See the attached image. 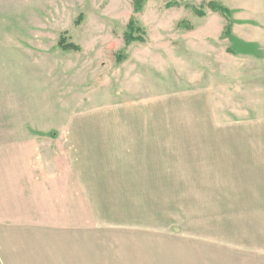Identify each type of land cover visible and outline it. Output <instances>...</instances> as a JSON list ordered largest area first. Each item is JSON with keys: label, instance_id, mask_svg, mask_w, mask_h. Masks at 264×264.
<instances>
[{"label": "rangeland", "instance_id": "374dc122", "mask_svg": "<svg viewBox=\"0 0 264 264\" xmlns=\"http://www.w3.org/2000/svg\"><path fill=\"white\" fill-rule=\"evenodd\" d=\"M132 19L142 39L128 43ZM86 110L111 142L145 133L101 147L111 259L143 260L167 233L264 242V0H0V116L64 128Z\"/></svg>", "mask_w": 264, "mask_h": 264}, {"label": "crops", "instance_id": "0c3cea01", "mask_svg": "<svg viewBox=\"0 0 264 264\" xmlns=\"http://www.w3.org/2000/svg\"><path fill=\"white\" fill-rule=\"evenodd\" d=\"M89 111L71 114L64 128L31 126L24 112L0 116V264H264L263 241L172 233L151 241L143 260L111 259L110 226L95 222L94 186L102 183L95 178L109 167L102 148L140 147L145 133L125 129L111 142L108 130L90 127ZM155 135L147 130L145 137Z\"/></svg>", "mask_w": 264, "mask_h": 264}, {"label": "trees", "instance_id": "16d2710c", "mask_svg": "<svg viewBox=\"0 0 264 264\" xmlns=\"http://www.w3.org/2000/svg\"><path fill=\"white\" fill-rule=\"evenodd\" d=\"M211 8L213 11L219 12L221 15H223L228 21L229 23H233L234 20L232 18V11L230 9H228L227 7L218 4L216 2H211L210 3ZM134 7L136 11H140L142 9V0H134ZM196 12L203 14V12L201 10H198L197 8L195 9ZM227 27V29L225 30V33L227 36H229L230 31H231V26ZM128 29L129 31L125 34L126 37V41L128 43H130L131 41L135 40V39H142L141 36H135L134 33L136 31H139L140 29L136 26V22L134 19H132L129 24H128ZM60 47L63 50H80V47L73 43V42H68L67 38H66V34H63L61 40H60Z\"/></svg>", "mask_w": 264, "mask_h": 264}]
</instances>
